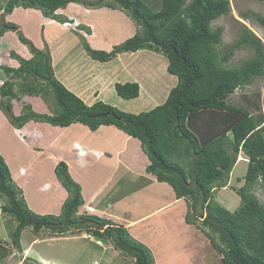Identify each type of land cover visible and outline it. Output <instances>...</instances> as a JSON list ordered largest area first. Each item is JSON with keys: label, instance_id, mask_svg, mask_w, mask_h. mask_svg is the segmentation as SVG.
<instances>
[{"label": "trees", "instance_id": "16d2710c", "mask_svg": "<svg viewBox=\"0 0 264 264\" xmlns=\"http://www.w3.org/2000/svg\"><path fill=\"white\" fill-rule=\"evenodd\" d=\"M80 1L93 8L120 9L139 29L109 53L90 49L83 42V49L92 60L108 62L116 54L153 50L166 58V71L176 79L174 86L160 105L138 114L122 112L102 101L86 105L54 77L49 54L37 51L30 41L18 34L20 43L33 56L28 61L18 59L17 68L1 69L13 79L31 77L39 81L42 88L36 89L29 81L18 91L30 95L48 92L52 94L55 106L49 107L51 115L35 114L29 106H25L18 117L6 112L11 124L21 128L25 123L35 121L67 128L78 123L90 131L100 126H113L137 139L149 161L145 171L158 182L167 183L177 199H191L193 209L199 205L200 212L196 216L202 219L197 228L219 240L220 244L213 238L210 242L221 255V264H264V206L250 193V188L258 182L264 188V118L262 115L253 117L247 110L226 101L237 88L254 78H264V47L260 40L244 30L226 55L219 59L216 46L220 43L222 29L213 31L210 24L227 14L228 0H191L189 3L185 0H149L151 7L155 4L153 8L158 3L156 10H151L140 0H98L96 3L7 0L5 12L10 13L15 7L34 8L43 17L64 23L69 21L57 16L56 11ZM254 18L264 29V17L256 15ZM2 32L0 29V35ZM244 46L253 49L251 58L236 68L221 66L222 61L232 56L234 49ZM14 84V81H3L0 97L15 98ZM114 89L117 97L124 100L139 95L136 82L116 83ZM8 105L6 101L5 106ZM201 113L204 114L190 118L192 114ZM198 120L199 123L195 122ZM203 121L209 122L208 125ZM240 152L246 157L247 168L242 177L244 185L237 191L239 206L231 212L212 202L211 190L223 187ZM54 174L67 192V199L57 216L35 214L27 208L0 155L2 212L16 223L10 240L15 250L22 251L21 233L28 227L35 234L42 230L63 234L85 228L97 238L110 240L122 254L133 258L134 264H152L148 249L129 238L125 228L106 226L100 230L107 225L105 221L88 214L76 215L83 204L80 186L71 179L64 162L55 166ZM94 225L98 228L93 230ZM0 251V257H5V247L0 246Z\"/></svg>", "mask_w": 264, "mask_h": 264}, {"label": "rangeland", "instance_id": "374dc122", "mask_svg": "<svg viewBox=\"0 0 264 264\" xmlns=\"http://www.w3.org/2000/svg\"><path fill=\"white\" fill-rule=\"evenodd\" d=\"M6 1L7 0H0V29L3 30L2 35H0V86L5 80L14 81V91L17 93V96H15V98L0 97V113L6 124L9 126V129H3L4 131L0 136V143L4 144V146L9 149L8 154L13 159V164L17 165V168L20 165L31 167L29 172L33 174V176H37L38 165H33L31 158L38 154V148H36V146L33 147V149L36 148L35 152L32 148H27V138L25 139L24 137L26 135L17 133V130H20L30 123L34 124L28 125V128L33 130L34 127H36V124H38V127L48 126L47 129H44L47 133L43 137L40 136L38 139L34 137L33 144L35 143L36 145V143L47 144L51 137H49V133L56 128L49 124L35 121H29L21 128H16L9 121L6 112L9 113L10 116L18 117L23 112L24 107L29 106L35 114L51 115L52 112L49 110V107L54 105V101L52 100V94L44 91L38 95L20 93L18 90L22 88L26 82L29 83V81H32V85L36 89L42 88L41 84L39 81H36L33 78L31 79V77L13 79L12 75L6 74L4 70L1 69V67L17 68L19 66V60L28 61L33 56L29 49L20 43L18 34L22 38L30 41L37 51L49 54L52 71H54L53 65L55 64L58 69L63 66L65 70L64 75H66V73L67 75L75 77L77 75L83 80H86V76L88 75L89 79L87 78V80L89 82L87 83L89 86H101L102 90L107 91V94L104 96L101 95V92L97 99L104 97L105 100H107V104L111 106H114L113 104H115V108L122 112L138 114L160 105L166 99L169 90L175 84V77L166 71V58L153 50H149V52H147V50H142L146 53L141 52L140 54H116L112 58L114 59V62L109 65L117 63L118 66L116 69L113 68V71L115 70V72L111 74V78L113 79H111L109 83H105L103 81L105 77L102 75L104 72L98 70L103 62L92 60L84 49L83 50L86 54H82V56L85 61H74L78 58V52L71 51L73 45L69 43V30L72 29L73 24L60 22L50 24L49 19L43 17L41 12L34 8L15 7L12 12L7 13L5 12ZM97 1L98 0H92L91 2L96 3ZM140 1L151 10H156L154 8L158 7V3L154 8L153 6L155 4H152L151 7V2H149V0ZM190 1L191 0H185L186 3H189ZM228 1L229 11L227 14L220 16L210 24V28L213 31L217 28L222 29L220 43L216 46V50L219 53V59L226 55L228 48L239 39L244 30H247L249 33L257 37L264 47V29L254 18L256 15L264 17V1ZM59 13L67 14L69 12L67 9L66 12L64 9L58 11L57 16L64 18V16H62V14L60 16ZM17 15L25 17L26 20L28 19L25 21L24 25L18 24ZM46 23L49 24L46 25ZM121 23H125L123 26L119 23L121 31L125 34L130 33L131 24L129 21L125 19V21H122ZM109 25L114 26L113 22H109ZM136 28L139 30L138 27ZM81 46L83 48V42L81 43ZM88 46L90 49L92 48L90 44H88ZM113 49L114 47L109 52ZM252 55L253 49L244 46L234 49L232 56L226 61H222L220 64L227 69L236 68L243 61L251 58ZM79 59H82V57ZM75 63H81L82 65L87 66H89V63L95 64L89 66L84 71H78L79 67L77 69ZM96 65H99L100 67ZM103 67L106 68L107 65L103 64ZM115 81L118 84L133 81L137 82L139 85L138 98L124 100L118 97V100H108L109 98L116 96L114 89V85L116 84ZM109 84L114 85L109 87ZM263 91L264 78H254L247 85L237 88L233 94L226 98V101L230 105L247 110L253 117L262 115L264 118ZM81 97L82 99L84 98L82 95ZM93 98L94 97H92L91 100L94 101L95 99ZM85 100L88 101V98H85ZM6 101H8V106H5ZM6 107L9 109L6 110ZM202 114L204 113H201L200 115L192 114L190 118L198 117ZM205 116H208V114ZM210 121L213 122L212 118ZM195 122L199 123V120ZM208 123L209 122L207 121H203V124L208 125ZM51 128L53 129L51 130ZM190 128L193 129V127ZM19 135L22 142H19L17 139ZM90 143L93 144V148L101 149V145L95 144L94 142ZM244 158L246 159V157L240 152L232 171L223 182V187H213L211 190L212 202L220 204L231 212L236 210L240 203L237 191L244 185L242 177L247 168V163ZM58 163L59 162L55 163L53 166V173L54 168ZM44 165L45 170L41 175L49 177L47 171L49 170L50 165L47 163ZM9 167L13 171V179L15 180L13 183L16 187L23 190V186L27 187L29 185V187H32L34 185L33 183L22 185V176L19 173L20 168L14 170L11 164H9ZM18 176H20L19 179ZM126 176L125 179H143L139 177V175L138 177H135V174H132V176ZM34 181H37V179H34ZM165 184L168 185L167 183ZM130 186L132 188H130ZM135 187L136 189H134ZM142 187L143 186L138 183H136V186L128 185L127 183L126 188H123L125 189L124 193L127 198V202H124V204L127 205L125 213L128 212L132 202L138 197L141 201H138L135 204V207L132 208L133 210L128 212L130 220H136L142 214H147L155 207L156 202L168 201L169 198L173 197L172 192L174 194V191L168 185L170 190L164 186L165 189L168 190L167 193H163L165 194L164 197L160 195V190L162 191L163 189L162 187L160 189H154V187L151 188V186L143 187V189H147L139 195L137 190L140 191ZM250 193L256 197L260 205L264 206V188L260 185V182L250 188ZM22 195L24 194L22 193ZM24 198L26 199L25 195ZM3 203L4 200L0 197V246L5 247L6 254L5 257H0V264H134V259L122 254L113 246L110 240L97 238L93 236L91 231H88L85 228L71 230L63 234H54L48 230H42V233L40 232L36 234V245L31 249L30 253L23 251L18 252L10 244L12 232L16 223L11 216L2 212ZM191 204L192 201L189 198H176L172 201V204L167 209L161 211V213L153 214L143 219L144 221H140L142 223L137 226L136 231H128L129 238H135V241L138 240L139 243L148 249L152 264H221V255L210 242V239L213 238V236L208 235L201 231V229L197 228V224H200V220L202 219H199L198 216H196L200 212L199 205L197 204V208L193 209ZM82 205L84 206V202ZM77 211L76 215L80 216L79 210ZM87 212L91 213L88 210ZM108 214L109 213H107V215L95 216L107 223V225L102 226L100 230L104 229L106 226L120 227V225L116 226L109 223L110 219L113 218ZM202 215H205V210H203ZM186 220H189V222L187 223ZM96 228H98V225H94L91 229L94 230ZM34 234L35 233L32 232L30 227L25 228L22 231L20 238V245L22 248H25L32 238L35 237ZM213 240L220 244L217 238H213ZM1 253L2 252L0 251V254Z\"/></svg>", "mask_w": 264, "mask_h": 264}, {"label": "crops", "instance_id": "0c3cea01", "mask_svg": "<svg viewBox=\"0 0 264 264\" xmlns=\"http://www.w3.org/2000/svg\"><path fill=\"white\" fill-rule=\"evenodd\" d=\"M84 1L91 2L92 0ZM66 9L69 13H65L66 15L64 13L59 14L60 16L62 14L70 24H73L72 29L69 30V43L73 45L71 51L78 52V58L74 61H85L82 54L84 55L86 53L81 46L82 42L90 44L92 47L91 49L93 50L109 52L113 47L121 44L125 39L133 36L137 32L134 22L120 9H110L107 7L93 8L83 5V2L81 1L79 3L68 4L66 8H64L65 12ZM60 10L62 11V9ZM58 11L56 13L57 15ZM17 19L18 24L23 25L25 24V21L28 20L20 15H17ZM125 19L131 24V32L127 34L123 33L119 27V23L122 26L125 24L121 23L122 21H125ZM109 22H113L114 26L109 25ZM49 23L55 24L57 22L49 20ZM49 23H46V25ZM141 52L143 53L145 51L138 50L135 53L140 54ZM122 54L125 53H121V55ZM80 57H82V59H79ZM112 62H114V59L108 62H103L101 67L96 65L102 68H98V70L104 72L102 75L105 77L103 80L105 83H109V81L113 79L111 78V74L115 72V70L113 71V68L116 69L118 66L117 63L109 65ZM94 64L95 63H89L88 65L91 66ZM103 64H106L107 67H103ZM89 66L75 63V67L77 69L79 67L78 71H84ZM53 70L55 78L66 86V88H68L73 94L81 98L86 105H91L97 101L107 103V100H105L104 97L97 99L101 92V95L104 96L107 94V91L102 90L101 86H89L87 83L89 82L87 80V78L89 79L88 75L86 76V81L77 75L76 77L67 75V73L64 75L65 70L63 66L58 69L54 64ZM113 85L114 84H109V87ZM81 95L84 96L83 99ZM92 97H94V101L91 100ZM85 98H88V101H86ZM117 98L116 95L108 100H118ZM113 105L115 106V104ZM1 115L2 114L0 113V136L4 131L3 129H9V126ZM32 124L34 123L28 125ZM28 125L17 130V133L26 135L24 137L25 139L27 138V148H32L34 152L36 148H38V154L34 153L37 155H34L31 158V161H33L32 164L38 165L37 176H33V174L29 172V169H31L29 166L26 167L20 165L17 168V165L13 164V159L8 154L9 149L2 143H0V155L9 168L12 181L15 180L13 179V171L10 169L9 164H11L14 170L20 168L19 173L22 176V185L34 184L32 187H29V185L27 187L23 186V190L19 188L21 194L23 193L25 195L26 199L24 198V195H22V197L27 208L31 212L38 215H58L60 213L61 206L67 197V192L56 180L52 170L55 163L60 161L66 164L69 176L80 186L81 198L83 199L84 206L82 205L79 207V215L87 214V210L91 212L88 213V215L92 216L107 215V213H109L108 215L113 218L110 219L109 223L125 227L127 232L136 231L137 226L142 223L140 221L153 214L161 213V211L167 209L172 204V201L176 199L171 191L173 197L169 198L168 201H158L150 212L142 214L136 220H130L128 212L133 210L132 208L135 207V204L138 201H141L138 197L132 202L128 212L125 213L127 205L124 204V202H127V198L124 193L125 189L123 188H126L127 183L132 186H136V183H138L143 187L151 186V188L154 187V189H160L162 187V191L160 190V195L162 197L165 195L163 193H167L168 190H170L168 185L163 182H158L154 176L151 174L149 175V173L145 171V168L149 165V161L146 155L142 152L137 139L126 135L124 132L113 126H100L97 130L90 131L86 126L74 123L67 128L54 127L56 128L54 129L55 131L51 128L52 131L49 133V137L51 136L48 140L49 142L47 144L36 143L35 145V143L33 144L34 137L36 139L40 136L43 137L47 133L44 129H47L48 126L38 127V124H36V127H34L33 130L29 129ZM17 139L19 142H22L20 135ZM90 142L101 145V149L93 148L94 146ZM34 146H36V148L33 149ZM244 160L247 163L245 158ZM46 163L50 165L49 170L47 171L49 177L41 175L45 170L44 164ZM132 174H135V177H138L139 175V177L143 179H125L126 175L132 176ZM19 177L20 176H18V179ZM34 179H37V181H34ZM162 185L166 186L168 190ZM143 187L140 191L137 190L139 195L147 189H143ZM130 188L132 187L130 186ZM134 189H136V187ZM34 235L35 237L32 238L25 248L21 247L23 252L30 253L31 249L36 245L37 236L36 234ZM133 239L136 240L135 238Z\"/></svg>", "mask_w": 264, "mask_h": 264}, {"label": "clouds", "instance_id": "9594fccd", "mask_svg": "<svg viewBox=\"0 0 264 264\" xmlns=\"http://www.w3.org/2000/svg\"><path fill=\"white\" fill-rule=\"evenodd\" d=\"M60 10V9H59ZM58 11V10H57ZM57 11H56V13H57ZM52 21V20H51ZM64 23H66V24H70L69 22H64Z\"/></svg>", "mask_w": 264, "mask_h": 264}]
</instances>
